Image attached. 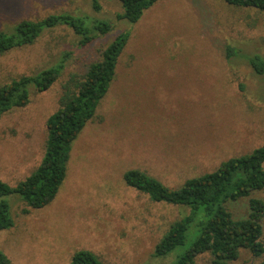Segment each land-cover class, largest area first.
Returning a JSON list of instances; mask_svg holds the SVG:
<instances>
[{
    "label": "rangeland",
    "instance_id": "obj_1",
    "mask_svg": "<svg viewBox=\"0 0 264 264\" xmlns=\"http://www.w3.org/2000/svg\"><path fill=\"white\" fill-rule=\"evenodd\" d=\"M98 1L97 11L93 0H0V30L63 12L113 26L81 44L71 27L58 25L33 45L0 54V85L65 58L62 75L48 90L32 88L29 104L0 118V179L10 184L41 162L46 120L59 107L63 84L71 74H84L116 35L131 31L107 95L73 144L56 198L30 209L19 195L6 197L14 225L0 232V250L13 264H71L78 249L107 263L175 264L191 238L166 255L154 250L186 209L152 201L125 183L124 172L139 168L176 187L264 141V73L247 59L264 58V10L224 0H159L130 22L118 19L120 0ZM248 200L228 207L236 217L247 216ZM209 259L203 255L198 263ZM258 261L243 250L233 264Z\"/></svg>",
    "mask_w": 264,
    "mask_h": 264
},
{
    "label": "trees",
    "instance_id": "obj_2",
    "mask_svg": "<svg viewBox=\"0 0 264 264\" xmlns=\"http://www.w3.org/2000/svg\"><path fill=\"white\" fill-rule=\"evenodd\" d=\"M120 1L122 11L118 13V19L138 22L159 0ZM224 1L234 6L264 10V0ZM93 8L101 9L98 0H93ZM58 25L71 27L81 36V44L113 29L107 19L69 12L49 14L39 20L24 19L11 31L0 30V54L33 45L46 29ZM130 36V30L120 32L84 74H71L63 84L59 107L46 120L48 134L41 162L15 184L0 179V232L14 225L12 204L6 197L19 195L30 209H40L58 195L68 175L73 144L107 95ZM227 50L228 56L234 52L231 46ZM247 59L257 73H264V58L260 54ZM64 68L65 58L35 74L21 75L0 85V118L14 108L29 104L32 88L38 92L48 90ZM123 179L152 201L186 209L156 244V256L168 254L191 238L190 246L175 264H199L198 259L206 254L210 255L209 264H233L243 250L259 258L257 264H264V196H254L264 191V141L252 151L223 160L214 170L187 178L176 187L139 168L126 170ZM245 198H249L248 215L236 217L228 204ZM0 264H13L1 250ZM71 264L130 263H107L92 250L78 249L72 255Z\"/></svg>",
    "mask_w": 264,
    "mask_h": 264
}]
</instances>
